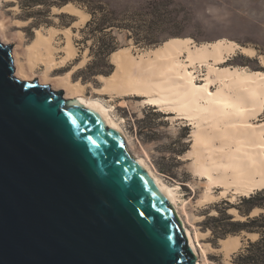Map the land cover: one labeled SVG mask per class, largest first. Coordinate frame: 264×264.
I'll return each instance as SVG.
<instances>
[{
  "label": "water",
  "instance_id": "95a60500",
  "mask_svg": "<svg viewBox=\"0 0 264 264\" xmlns=\"http://www.w3.org/2000/svg\"><path fill=\"white\" fill-rule=\"evenodd\" d=\"M0 39V264H197L183 220L93 105Z\"/></svg>",
  "mask_w": 264,
  "mask_h": 264
},
{
  "label": "rangeland",
  "instance_id": "374dc122",
  "mask_svg": "<svg viewBox=\"0 0 264 264\" xmlns=\"http://www.w3.org/2000/svg\"><path fill=\"white\" fill-rule=\"evenodd\" d=\"M91 1L98 0H0V19L4 24L6 41L16 46L19 59L28 69L29 46L38 32L52 33L56 64L49 72L50 77L62 83V78L70 73V80L80 85L82 96L99 98L109 105L126 133L130 152L143 159L149 170L178 191L179 201L177 207L174 206L204 249L202 251L199 247L201 264H204L205 257L208 264H232L235 254L250 239H257L259 234L244 230L223 237L213 232V222L209 218L226 208L235 220H245L247 216L241 214L236 205L244 196H250L264 186L247 195L237 194L232 188L225 189L221 184L210 188L208 176L196 173L193 168L196 155L194 125L190 121L161 106L144 105V96L132 97L121 91L100 94L97 88L103 87L105 81L99 75L86 80L89 76L86 67L93 55L89 47L92 41L87 40L88 34L83 30L91 18ZM102 1L119 10L132 7L137 11L151 0ZM161 1L171 3L174 19L168 28L179 33L177 37H190L197 44L226 39L256 50V54L251 56L236 49L226 62L216 65L217 68L239 66L264 71V0ZM68 3L78 11L64 8ZM114 34L120 43L119 49L127 48L135 56L159 46L136 44L134 39L128 38L126 30L115 29ZM68 42L73 44L75 55L64 60ZM39 57L43 58L41 54ZM110 62L115 64V71L117 63L112 54ZM207 68L204 64L201 70L196 71L198 82L203 81ZM45 70L43 61L34 69L41 76ZM258 119H264V110ZM208 193L211 195L206 196ZM261 212L264 208L256 207L250 216Z\"/></svg>",
  "mask_w": 264,
  "mask_h": 264
},
{
  "label": "bare ground",
  "instance_id": "6f19581e",
  "mask_svg": "<svg viewBox=\"0 0 264 264\" xmlns=\"http://www.w3.org/2000/svg\"><path fill=\"white\" fill-rule=\"evenodd\" d=\"M70 5L68 3L64 8L78 11ZM6 38L0 19V39L4 43L11 42ZM52 40V33L38 32L29 46L27 61L30 69L25 68L13 46L15 74L25 80L39 78L41 83H50L54 89H64L65 97H78L93 105L127 142L126 133L108 104L99 98L82 96L80 85L70 80V73L62 78V83L50 77L49 72L56 64V47ZM72 45L71 42L66 45L64 60L75 55ZM236 49L251 56L256 54L254 48L232 40L197 44L190 37L177 36L137 56L127 48H120L112 53L117 69L111 75H99L105 84L97 90L100 94L121 91L132 97L144 96V105L161 106L190 121L194 125V171L208 176L210 188L221 184L225 189L232 188L237 194L247 195L264 186V119H258L264 109V71L239 66L216 67L226 62ZM39 52L43 58L39 57ZM40 61L46 64L42 76L34 71ZM204 64L208 67L207 73L203 81L198 82L195 73ZM139 160L147 166L143 159ZM149 171L177 207L180 196L176 188ZM180 218L197 255V264H201V243L185 219L181 215ZM204 264H208L207 257Z\"/></svg>",
  "mask_w": 264,
  "mask_h": 264
},
{
  "label": "trees",
  "instance_id": "16d2710c",
  "mask_svg": "<svg viewBox=\"0 0 264 264\" xmlns=\"http://www.w3.org/2000/svg\"><path fill=\"white\" fill-rule=\"evenodd\" d=\"M91 2V18L83 30L88 34L87 40L92 41L89 47L93 59L86 67L88 81L92 77L110 75L114 71L115 64L110 62V56L120 46L114 34L115 29L128 31V38L134 39L136 44L149 46H158L170 37L179 36V33L168 28L174 19L169 1L151 0L137 11L132 7L119 10L102 0ZM236 206L241 214L247 216L245 220H235L225 208L209 218L213 222L211 229L223 237L244 230L258 233L257 239H250L235 254L232 264H264V212L250 216L254 208H264V188L244 196Z\"/></svg>",
  "mask_w": 264,
  "mask_h": 264
}]
</instances>
